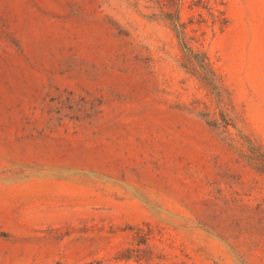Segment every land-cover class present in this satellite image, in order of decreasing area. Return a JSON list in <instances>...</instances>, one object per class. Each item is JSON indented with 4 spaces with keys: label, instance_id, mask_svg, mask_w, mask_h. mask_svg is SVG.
I'll return each mask as SVG.
<instances>
[{
    "label": "rangeland",
    "instance_id": "1",
    "mask_svg": "<svg viewBox=\"0 0 264 264\" xmlns=\"http://www.w3.org/2000/svg\"><path fill=\"white\" fill-rule=\"evenodd\" d=\"M0 264H264V0H0Z\"/></svg>",
    "mask_w": 264,
    "mask_h": 264
}]
</instances>
